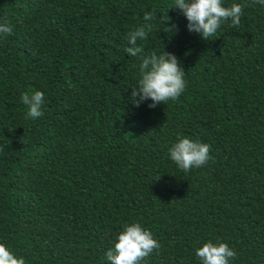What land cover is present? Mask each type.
I'll list each match as a JSON object with an SVG mask.
<instances>
[{"label": "trees", "instance_id": "1", "mask_svg": "<svg viewBox=\"0 0 264 264\" xmlns=\"http://www.w3.org/2000/svg\"><path fill=\"white\" fill-rule=\"evenodd\" d=\"M175 3L0 0L13 26L0 34V242L26 264H111L136 222L161 245L142 264H202L209 240L235 250L230 264H264V5L223 0L245 5L241 23L205 40ZM148 23L132 57L128 33ZM153 51L178 57L186 88L137 107ZM35 91L43 115L26 119L21 95ZM182 137L211 145L207 164L171 160Z\"/></svg>", "mask_w": 264, "mask_h": 264}, {"label": "clouds", "instance_id": "2", "mask_svg": "<svg viewBox=\"0 0 264 264\" xmlns=\"http://www.w3.org/2000/svg\"><path fill=\"white\" fill-rule=\"evenodd\" d=\"M253 3L264 5V0H252ZM177 6L188 20V30L200 33L207 40L215 36L218 29L225 21H231L232 27H238L243 16L245 5L234 3L224 6L223 0H176ZM156 18V9L145 12L144 21H153ZM171 18L167 13L161 15V22L165 23ZM170 30H175V25H168ZM152 24L139 26L128 33V43L125 51L132 57L143 53L144 49L138 45V40H146ZM0 34L5 36L13 34V26L4 21L0 23ZM141 78L138 85L132 87L131 97L138 107L141 103L151 100L148 105L155 108L158 104H166L169 100H176L185 91V70L181 67L178 57L171 52L157 54L153 51L150 55L143 56L140 64ZM21 101L27 105L29 111L26 119H36L43 115L42 106L45 103V93L35 91L31 95L22 93ZM23 141V138H22ZM211 145L182 137L169 149V155L180 169L187 172L208 163ZM0 151H3L0 148ZM157 177L156 179H159ZM161 245L154 238L153 233L145 229L139 222L126 224L118 234L117 242L106 253L111 264H142L145 258L160 249ZM196 256L202 264H230L237 253L227 243H214L209 240L202 247L196 249ZM0 264H26L23 256L15 255L10 248L0 242Z\"/></svg>", "mask_w": 264, "mask_h": 264}]
</instances>
